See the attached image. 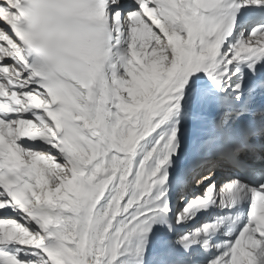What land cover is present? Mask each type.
I'll return each mask as SVG.
<instances>
[{
	"label": "snow or ice",
	"instance_id": "1",
	"mask_svg": "<svg viewBox=\"0 0 264 264\" xmlns=\"http://www.w3.org/2000/svg\"><path fill=\"white\" fill-rule=\"evenodd\" d=\"M0 264H264V0H0Z\"/></svg>",
	"mask_w": 264,
	"mask_h": 264
}]
</instances>
